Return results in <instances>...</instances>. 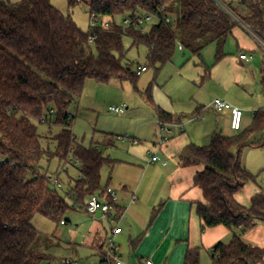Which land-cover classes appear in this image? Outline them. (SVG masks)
<instances>
[{
  "label": "trees",
  "instance_id": "16d2710c",
  "mask_svg": "<svg viewBox=\"0 0 264 264\" xmlns=\"http://www.w3.org/2000/svg\"><path fill=\"white\" fill-rule=\"evenodd\" d=\"M90 10L109 18L110 25L86 32L50 0H0V264H39L60 245L55 235L31 224L36 214L57 224L69 222L64 219L72 208L67 197L85 207L89 196L107 194L101 169L114 161L102 148L114 146L115 136L105 133L102 143L93 140L89 147L77 142L69 107L88 79L136 82L140 74L124 64V37L131 38L133 45H145L149 64L158 68L173 60L179 44L201 61L203 50L215 43L216 60L223 59L225 45L238 25L264 48V0H91ZM146 14L156 20L146 32L116 20ZM167 15L171 23L164 21ZM91 34L96 36L94 43H89ZM158 113L162 122L174 119L161 108ZM52 115L61 126L50 137L56 143L54 150L37 125L50 122ZM254 133L264 134V109L255 112L244 132L214 133L209 145L190 143L181 155L184 162L204 165L194 178L203 195L202 201L194 203L203 225H223L234 232L230 242L215 245L212 264H264V247L242 237L258 223L264 224V190L255 193L248 206L236 198L254 180L241 158ZM235 147L237 153L232 152ZM71 157L80 162V175L62 194L41 162L45 158L67 162ZM106 198L120 211L109 194ZM159 209H154L151 220ZM184 264H201V249L189 248Z\"/></svg>",
  "mask_w": 264,
  "mask_h": 264
},
{
  "label": "rangeland",
  "instance_id": "374dc122",
  "mask_svg": "<svg viewBox=\"0 0 264 264\" xmlns=\"http://www.w3.org/2000/svg\"><path fill=\"white\" fill-rule=\"evenodd\" d=\"M10 1L16 3L20 0ZM50 2L64 14L71 15L84 31L88 32L93 28L91 0L74 4H70L68 0ZM107 19L109 18L100 17V21ZM122 19V16H118L116 20L121 22ZM152 25L153 22L146 24L145 30H150ZM124 45V64H128L133 73L141 66H147V70L140 74L136 82L131 79H112L109 82L88 79L82 94L75 96L69 107L77 142L89 147L93 140L102 143L105 133L115 136L114 146L102 148L104 154L114 161L113 165L105 164L101 169L102 186L106 185L111 177L115 181L117 176L123 175L132 166L147 167L153 155L158 154L166 159L160 154L157 145L159 108L172 113L176 120H181L183 126L185 125L186 134H193L199 146L209 145L214 133L234 136L244 132L252 124L254 113L264 109V48L239 25L235 27L233 35L225 45V57L219 61L216 60L215 43L203 50L201 61L186 49H178L173 60L159 68L149 64L145 45H133L129 37H124ZM246 51L251 53L252 58L250 62H241L239 54ZM206 66L209 67V72L206 71ZM216 98H222L243 110L244 119L240 131L231 127L230 110L219 114L211 107ZM111 106L124 107L126 110L124 113L110 111ZM49 119L50 122H37V125L39 133L48 137L46 144L54 150L56 143L50 137L59 133L61 126L55 123L56 115ZM174 120L171 123H174ZM183 126L176 123L170 125L173 136L183 133ZM232 152L237 153L238 148L235 147ZM241 156L243 165L254 176V180L249 181L242 189L244 193L264 190V134H252L248 144L242 148ZM168 161L169 166L156 175L161 180V186H166L167 189L170 187V181L166 180L168 169L174 165L172 159ZM74 163V157L67 162L57 158H45L41 162V166L52 176V180H57L63 185L59 188L62 194L66 193L73 180L78 179L80 175V165ZM158 165L161 164L148 167L151 177H154L156 172L154 169L161 167ZM67 200L72 208L64 219H69V223L57 224L41 214H36L31 224L42 233L59 235L64 241L73 238L74 233L81 236L94 216L84 209L83 204L77 203L74 197H67ZM101 219L110 226L107 219ZM122 225L126 230L129 229L126 221ZM230 241L231 239L224 243ZM117 249L125 252L128 246L121 245ZM210 254H202L201 264H212Z\"/></svg>",
  "mask_w": 264,
  "mask_h": 264
},
{
  "label": "crops",
  "instance_id": "0c3cea01",
  "mask_svg": "<svg viewBox=\"0 0 264 264\" xmlns=\"http://www.w3.org/2000/svg\"><path fill=\"white\" fill-rule=\"evenodd\" d=\"M240 27L250 34L243 25ZM178 49L185 50L184 47ZM240 54L241 62H250L242 60ZM174 119V123H168L183 126L181 120ZM181 131L183 133L173 136L171 130L167 134L170 137L161 146L157 142L160 154L162 153L167 160L160 155V161L155 163L148 161L145 168L132 166L123 175L117 176L115 181L111 177L108 183L102 186L106 192L116 193L117 209L124 212L122 223L126 221L129 225L128 230L121 225L122 232L115 235L116 248L121 245L128 246L125 252L116 250L121 259L128 264H146L148 260H151L152 264H184L189 248H200L202 256L205 252L211 253L217 243L226 242L233 237L234 232L223 225L205 227L196 213L194 203L202 201L203 195L201 189L195 185L194 178L204 165L194 160L189 162L181 160L186 146L190 143L196 144L195 136L186 134L185 125L181 127ZM170 159L174 161V165L171 167L173 170L168 169L166 180L170 181V187L167 189L166 186H161V180L156 175L169 166ZM163 161H167V164H163ZM157 163L161 164L158 165L161 167L154 169L156 172L154 177H151L148 167L156 166ZM255 193L257 191L244 193L241 190L236 198L241 204L248 206ZM133 197L136 198L135 201ZM154 209L159 211L151 220ZM101 218L96 216L91 219L81 236L74 233L73 238L68 241L53 234L60 245L48 251L49 257L39 264H59V260L63 258L71 259L74 264H102L106 241L113 235L114 225L110 222L108 226ZM236 232L239 233V230ZM242 237L248 243L264 247V224L258 223L253 229L243 233Z\"/></svg>",
  "mask_w": 264,
  "mask_h": 264
},
{
  "label": "built area",
  "instance_id": "2783aa9c",
  "mask_svg": "<svg viewBox=\"0 0 264 264\" xmlns=\"http://www.w3.org/2000/svg\"><path fill=\"white\" fill-rule=\"evenodd\" d=\"M77 2L83 1V0H76ZM161 10H165V6L161 7ZM92 18V25L93 28H96L100 25H103L105 27H108L110 25V20L107 19L106 21H100V16L92 12L91 13ZM156 22L155 17L152 14H146V15H138L136 19H132L131 16H126L123 18L121 23L126 27H134L135 29L141 30L142 32H146L144 26L148 23L153 24ZM164 21L166 23H171L173 21L172 17L167 15L164 18ZM96 39L95 35L89 36V43H94ZM259 39L256 38V41ZM260 41V40H259ZM262 46L264 47V43H262ZM180 49L183 48L182 45L179 44L178 46ZM240 58L245 61H249L252 58V55L243 52L240 54ZM147 70V66H141L138 68L137 73L141 74L142 72ZM211 107L217 111V112H224L226 110H230L231 113V127L235 131H240L242 129L243 125V118H244V112L239 107L232 106L229 102L222 98H216L212 104ZM124 107H118V106H111L110 111L118 112V113H124L125 112ZM171 132L170 124L167 122H162L159 120V139H158V145L161 146L163 143H165L168 140L167 134ZM161 158L158 155H153L151 159L149 160V163H155L157 161H160ZM74 164H80V162L75 159ZM163 164H167V161H163ZM53 183L58 187L62 188V184L54 180ZM111 196L112 201L116 204L118 197L115 192H107L105 196H101L100 194H93L89 196L87 204L85 205L86 211L91 214L92 216L96 217L98 212L102 213V218L107 219L109 222L113 223V235H111L106 243L107 246L105 248V253L102 258V264H128L125 261L121 259V257L117 254L116 250V242H115V235L122 232V221L124 218V212L122 210L117 211L115 207L112 206L111 202L106 198L107 195ZM136 198L133 197V201H135ZM117 205V204H116ZM66 222L64 220L61 221V224H65ZM59 264H74V262L69 258H63L59 260ZM146 264H152L151 260H148Z\"/></svg>",
  "mask_w": 264,
  "mask_h": 264
},
{
  "label": "water",
  "instance_id": "95a60500",
  "mask_svg": "<svg viewBox=\"0 0 264 264\" xmlns=\"http://www.w3.org/2000/svg\"><path fill=\"white\" fill-rule=\"evenodd\" d=\"M97 217H102V213L101 212H98L97 213Z\"/></svg>",
  "mask_w": 264,
  "mask_h": 264
}]
</instances>
